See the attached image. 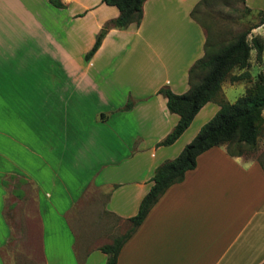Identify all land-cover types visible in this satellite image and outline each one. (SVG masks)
<instances>
[{
  "label": "crops",
  "instance_id": "1",
  "mask_svg": "<svg viewBox=\"0 0 264 264\" xmlns=\"http://www.w3.org/2000/svg\"><path fill=\"white\" fill-rule=\"evenodd\" d=\"M60 1L0 0V264H106L101 246L128 230L155 168L189 142L179 144L201 111L219 109L207 102L155 145L179 119L157 90L186 92L204 54L206 29L190 14L199 0H146L125 29L104 28L116 6ZM254 29L264 40V23ZM125 50L134 64L114 63ZM220 146L164 192L117 264H264V169Z\"/></svg>",
  "mask_w": 264,
  "mask_h": 264
},
{
  "label": "trees",
  "instance_id": "2",
  "mask_svg": "<svg viewBox=\"0 0 264 264\" xmlns=\"http://www.w3.org/2000/svg\"><path fill=\"white\" fill-rule=\"evenodd\" d=\"M107 5L116 6L117 17L110 19L104 28L125 29L131 24L139 25L143 17V4L146 0H101ZM211 0H199L191 10V16L206 29L204 54L197 59L188 71L190 87L184 93H175L167 86H161L157 93L166 98L167 109L179 115L172 130L160 141L159 145L172 144L191 124L195 115L209 101L219 105V109L205 122L192 140L179 154L161 162L154 170L152 184L142 197L137 213L130 218L128 230L113 238L112 242L101 246L107 254L106 264H117L118 254L123 243L136 231L151 208L173 184L183 180L186 171L196 166L197 156L205 150L219 145H226L231 155H241L257 147L264 121V71H258L252 80L250 72V53L256 50L255 62L262 61L264 40L261 36H247L252 28L264 23V10H258V22L249 29L238 32L227 42L215 41L210 32L198 18L197 10L210 5ZM56 7H63L60 0H50ZM244 2V0H243ZM249 11L250 8H247ZM104 33L99 32L92 47L84 55L89 60L101 44ZM238 69L239 73L232 70ZM241 71L243 74L241 75ZM233 82L246 81L251 84L244 93L233 102L222 95L221 85L225 79ZM132 102L127 105L130 107ZM264 169V163L259 159Z\"/></svg>",
  "mask_w": 264,
  "mask_h": 264
},
{
  "label": "rangeland",
  "instance_id": "3",
  "mask_svg": "<svg viewBox=\"0 0 264 264\" xmlns=\"http://www.w3.org/2000/svg\"><path fill=\"white\" fill-rule=\"evenodd\" d=\"M210 5L204 6L202 8H198L197 16L199 20L208 27L210 25V32L215 37V41L227 42L232 39L238 32L242 30L249 29L251 26L258 22L257 10L252 8L250 11L245 6L243 0H211ZM256 28V27H255ZM255 29L252 28L248 33V40L250 41L252 36H255ZM103 32V31H102ZM129 48L131 46H128ZM129 50L122 51L121 55L118 54L114 59V63H119L118 60L122 57H126L128 61L126 62V66L133 65V55L128 53ZM264 63L259 62L258 69H249L252 75V80L258 71H264ZM233 73H239L238 69L232 70ZM243 84L244 89L243 92L239 91V86ZM251 84V82L239 81V82H231L229 77L225 79V81L221 85L222 95L230 102H233L237 97L242 95L245 89ZM131 89L134 91L135 88ZM131 90V91H132ZM149 99L152 97V94L147 96ZM208 103L214 104V101H209ZM207 103V104H208ZM216 103V102H215ZM212 105L207 107L210 108ZM207 109L201 111L196 119L193 121L191 126L188 128L187 133H185L182 141H180V145L183 144L186 139H189V142L196 135L197 129L202 126L205 122H207L212 116L207 114ZM264 116V111H263ZM188 141V140H187ZM187 142V143H189ZM156 146H166L159 145L158 142L155 144ZM186 145V144H185ZM246 157H253L257 159H261L264 163V121L262 123V132L257 141V147L254 150L244 152ZM130 226V224H129Z\"/></svg>",
  "mask_w": 264,
  "mask_h": 264
},
{
  "label": "clouds",
  "instance_id": "4",
  "mask_svg": "<svg viewBox=\"0 0 264 264\" xmlns=\"http://www.w3.org/2000/svg\"><path fill=\"white\" fill-rule=\"evenodd\" d=\"M250 55H251L252 57H255V55H256V50H253V51L250 53ZM240 74L242 75V74H243V71H241ZM243 89H244V85L241 84V85L239 86V91L243 92ZM220 147H221V151H225L227 146H226V145H221Z\"/></svg>",
  "mask_w": 264,
  "mask_h": 264
},
{
  "label": "water",
  "instance_id": "5",
  "mask_svg": "<svg viewBox=\"0 0 264 264\" xmlns=\"http://www.w3.org/2000/svg\"><path fill=\"white\" fill-rule=\"evenodd\" d=\"M102 31L105 32V29H103Z\"/></svg>",
  "mask_w": 264,
  "mask_h": 264
}]
</instances>
